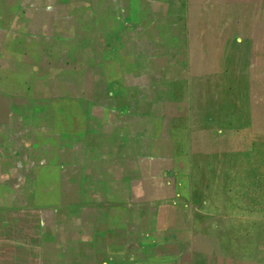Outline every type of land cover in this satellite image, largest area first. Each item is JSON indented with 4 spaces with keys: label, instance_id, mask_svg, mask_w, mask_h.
I'll list each match as a JSON object with an SVG mask.
<instances>
[{
    "label": "crops",
    "instance_id": "1",
    "mask_svg": "<svg viewBox=\"0 0 264 264\" xmlns=\"http://www.w3.org/2000/svg\"><path fill=\"white\" fill-rule=\"evenodd\" d=\"M113 3L0 0V130L19 129L0 137V193L19 194L0 200V264H264V195L256 215L184 116L197 76L151 37L149 9L121 23L135 9ZM77 160L102 196L73 219Z\"/></svg>",
    "mask_w": 264,
    "mask_h": 264
},
{
    "label": "rangeland",
    "instance_id": "2",
    "mask_svg": "<svg viewBox=\"0 0 264 264\" xmlns=\"http://www.w3.org/2000/svg\"><path fill=\"white\" fill-rule=\"evenodd\" d=\"M124 7L130 13L135 9V13L120 17L121 23L147 22L145 8L149 9L151 37L164 36L169 60H180L178 68L185 77L197 76L193 85L185 83L183 99L189 102V108L183 106L184 116L193 117L196 134L211 142L215 153L226 161V168L237 174L241 180L237 181L238 187L246 188L244 199L252 212L259 214V200L264 195V0H114L115 10ZM101 19L106 25L112 24L111 18ZM129 48L133 49L131 44ZM138 48L145 50L148 45L142 43ZM10 83L19 90V82ZM47 86V82H39L42 90L46 91ZM7 133L19 140V129H1L0 137ZM83 151L86 153V146L76 145L72 150L76 154ZM81 162H73L70 179V197L78 201L73 203L78 206L72 210L73 219L83 208L80 203L88 205V217H92L91 206L102 196L95 188L84 191L81 187ZM43 184L45 192L39 194L40 200L50 190L46 181ZM0 200L16 201L19 194L14 197L9 192L0 193ZM93 228L88 225L89 231ZM94 262L95 258L87 259L88 264Z\"/></svg>",
    "mask_w": 264,
    "mask_h": 264
}]
</instances>
